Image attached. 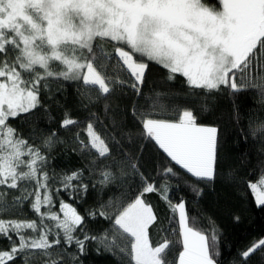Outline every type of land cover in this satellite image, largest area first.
I'll return each instance as SVG.
<instances>
[{"label":"snow or ice","instance_id":"6c2138e0","mask_svg":"<svg viewBox=\"0 0 264 264\" xmlns=\"http://www.w3.org/2000/svg\"><path fill=\"white\" fill-rule=\"evenodd\" d=\"M241 93L247 123L205 118ZM218 184L264 211V0H0V264H225Z\"/></svg>","mask_w":264,"mask_h":264},{"label":"trees","instance_id":"16d2710c","mask_svg":"<svg viewBox=\"0 0 264 264\" xmlns=\"http://www.w3.org/2000/svg\"><path fill=\"white\" fill-rule=\"evenodd\" d=\"M160 78V71L158 67H152L151 80H158ZM75 100V95L72 89H68V94L64 98V102L71 105ZM235 105V107H234ZM229 99L226 96H221L217 102V108L211 117L216 123L221 126L229 128L232 131V123L234 119V112L239 109V118L241 123H247V115L260 109V105L256 99L249 93H241L234 98ZM234 138L230 139L229 151L236 157L241 152L248 151L243 144L235 145ZM250 167L255 168L258 157L254 150L250 153ZM54 163L61 168H74L79 166L80 161L74 155H65L57 153ZM155 199V197H152ZM201 207L214 216L217 222L224 229V235L227 238L228 244L232 251H224L221 257L225 264H228L230 258L235 255L237 248H243L253 238L264 237V211L256 208L251 200H243L239 194L230 187L217 185L214 193L207 194L202 202ZM240 215L241 220L237 224L233 221V215ZM85 264H115L111 256L100 255L97 256L94 251L85 259Z\"/></svg>","mask_w":264,"mask_h":264}]
</instances>
